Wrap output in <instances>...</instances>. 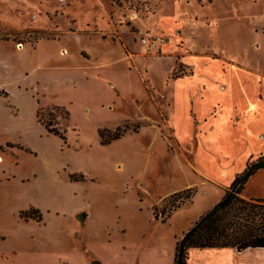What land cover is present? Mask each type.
I'll use <instances>...</instances> for the list:
<instances>
[{
    "label": "rangeland",
    "instance_id": "rangeland-1",
    "mask_svg": "<svg viewBox=\"0 0 264 264\" xmlns=\"http://www.w3.org/2000/svg\"><path fill=\"white\" fill-rule=\"evenodd\" d=\"M155 33L166 38L159 53L140 44ZM88 51L134 72L122 83L145 94L112 105L98 83L71 89L66 71ZM191 104L200 121L217 115L201 134ZM39 110L65 139L38 122ZM125 125L141 127L101 144V128ZM260 125L264 0H0V264H137L142 247L152 250L146 264H168L224 196L221 183L264 154ZM220 150L225 159L210 153ZM190 187L192 200L155 220L154 206L162 219L164 199ZM31 206L42 221L20 217Z\"/></svg>",
    "mask_w": 264,
    "mask_h": 264
},
{
    "label": "trees",
    "instance_id": "trees-1",
    "mask_svg": "<svg viewBox=\"0 0 264 264\" xmlns=\"http://www.w3.org/2000/svg\"><path fill=\"white\" fill-rule=\"evenodd\" d=\"M209 2L211 0H208ZM54 108L60 109L58 106ZM51 117L54 114L50 113ZM37 120L45 125L50 133L59 134L65 137L53 125L43 119V112L38 111ZM141 125L130 128L125 125L115 130L101 128L99 130L101 144L107 145L114 140L124 136L127 132H136ZM10 145V144H8ZM264 168V155L261 154L255 159H250L243 171L238 173L225 191L224 196L212 208L203 213L199 219L180 237L176 245V253L173 264H188L189 250L192 248H235L245 250L249 247H264V197L246 198L242 195L249 178L259 169ZM72 181H83V174H70ZM197 189L186 188L169 195L164 201L170 204L167 215L162 212V219L157 212V206L153 207L155 220L166 222L171 217V211L176 210L186 201L192 200ZM24 220L42 221V211L31 206L22 209L19 213ZM85 215V214H84ZM93 264H102L93 260Z\"/></svg>",
    "mask_w": 264,
    "mask_h": 264
},
{
    "label": "crops",
    "instance_id": "crops-1",
    "mask_svg": "<svg viewBox=\"0 0 264 264\" xmlns=\"http://www.w3.org/2000/svg\"><path fill=\"white\" fill-rule=\"evenodd\" d=\"M100 4H103V2H100ZM103 5H108V4H103ZM140 44L144 49L148 50V48L145 45H143L141 42H140ZM63 52L68 53V49L66 47L61 48L60 54L61 53L66 54ZM89 54H91V53L89 52ZM78 56L80 57V59L82 61L81 65L75 67V69H68L66 71L67 75H69L68 80L70 81L69 83H70L71 89L76 90V91L80 90L79 85L81 84V82H85V83L87 82L88 84L98 83L100 86H102L103 89H105L107 92L110 93V95L113 99V100H111V101H113L112 105H116V103L121 102L122 94L129 93V94H132V96L135 98H138V97L143 96L145 94V90H143L141 87L127 86L126 84L122 83L123 74L126 76L127 75L128 76H136V74L134 72H132L131 70H129L127 68L121 69L120 67H118L117 63L113 64L115 62H111L110 60H105V61L100 60V57L97 54L96 55L91 54V57H88V56L85 57L81 53H79ZM193 74H194V71L192 74L184 75V76H192ZM184 76H181V77H184ZM136 77L139 78L138 76H136ZM120 78H121V81H120ZM114 84L117 85V87H118L117 89L113 86ZM204 87H206V86H204ZM224 88L225 87H222V89H224ZM118 90L121 93V95H119ZM260 97L262 98V95H260ZM51 99L43 97L39 101L41 103L42 102L43 103L44 102L49 103V101ZM190 100L193 101L192 97L190 98ZM70 103H72V102H70ZM50 104H55V102L54 101L50 102ZM56 105L67 106V104H59V103H57ZM105 105H106L105 102L104 103L102 102V106H105ZM216 105L221 106V103L218 102V103L214 104L212 109H211V112L213 111V109ZM169 108H170V106H169ZM189 108H190L189 113L192 117L195 131H197L200 134L202 132L201 128L203 126V123H206L209 119L212 122H214L216 120V117H217L216 113L212 114L210 112L208 115H206L200 121V120H198L196 114L193 112L192 104L189 106ZM193 117H195V119ZM235 119L239 121V116H238V118H237V116H235ZM171 122H172V120H171ZM233 128L237 132L236 134L239 135L240 138L246 139L247 133L245 134L239 126H238V129H237V126H234ZM256 132L258 133L259 138L264 139V126H261V125L258 126L256 128ZM176 134H177L178 138L182 141V138L179 135L177 130H176ZM199 136H201V135H199ZM210 153L211 154L215 153V156H217L218 160L225 159V157H226V154L223 152V150H220L217 153L215 151L210 152ZM261 154H263V153H260V155ZM258 156H256L255 158H257ZM0 157H2V156L0 155ZM255 158H253V155H250L249 157H247L246 162L244 163V166L242 168V171L246 167V164L249 161V159H255ZM120 167L121 166L119 165V168ZM197 168L199 169V171L201 173L211 175L210 173H206V172L202 171L198 166H197ZM212 177L215 180H217L219 183H221L214 176H212ZM235 177L236 176H234V178H232L227 184L221 183V185L225 186V185L231 184L233 182V180L235 179ZM243 191H244L243 196L246 198L264 197V168L259 169L255 174H253L249 178V180L247 181ZM170 192H174V190H171ZM79 213H80V211H77V209H76L74 216L78 217ZM89 219H90V213H86L85 217L83 218V225L86 224ZM77 221L81 223V221H79V219ZM140 249L141 250L136 254V255H138L137 264H139L140 261L143 264H146L145 261H147V260H145L142 257V254L144 255V257L145 256L147 257V253H152L151 252L152 250L149 251V249L145 248V247L144 248L142 247ZM153 253H156V251H154ZM173 253H174L173 257L175 258L176 248L173 250ZM141 258H142V260H141ZM174 258H170L168 264H173ZM147 262L149 263V261H147ZM188 264H264V247H249V248L242 250V251L237 250L235 248H204V249L192 248L189 250Z\"/></svg>",
    "mask_w": 264,
    "mask_h": 264
},
{
    "label": "built area",
    "instance_id": "built-area-1",
    "mask_svg": "<svg viewBox=\"0 0 264 264\" xmlns=\"http://www.w3.org/2000/svg\"><path fill=\"white\" fill-rule=\"evenodd\" d=\"M140 42L145 45L150 52L159 53L166 43V38L159 34H146L140 38Z\"/></svg>",
    "mask_w": 264,
    "mask_h": 264
},
{
    "label": "bare ground",
    "instance_id": "bare-ground-1",
    "mask_svg": "<svg viewBox=\"0 0 264 264\" xmlns=\"http://www.w3.org/2000/svg\"><path fill=\"white\" fill-rule=\"evenodd\" d=\"M0 161H2V158H0Z\"/></svg>",
    "mask_w": 264,
    "mask_h": 264
}]
</instances>
